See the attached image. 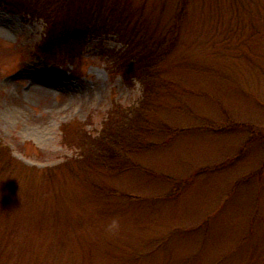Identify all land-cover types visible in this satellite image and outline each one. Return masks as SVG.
Returning a JSON list of instances; mask_svg holds the SVG:
<instances>
[{
  "label": "rangeland",
  "instance_id": "374dc122",
  "mask_svg": "<svg viewBox=\"0 0 264 264\" xmlns=\"http://www.w3.org/2000/svg\"><path fill=\"white\" fill-rule=\"evenodd\" d=\"M120 1L165 55L144 102L108 60L122 34L45 60L44 22L0 6V141L17 159L0 163V264H264V0ZM142 108L133 153L64 165L63 126L96 136Z\"/></svg>",
  "mask_w": 264,
  "mask_h": 264
},
{
  "label": "trees",
  "instance_id": "16d2710c",
  "mask_svg": "<svg viewBox=\"0 0 264 264\" xmlns=\"http://www.w3.org/2000/svg\"><path fill=\"white\" fill-rule=\"evenodd\" d=\"M0 6L12 14L44 22L45 38L37 54L45 60L74 65L90 37L122 34L127 38V46L122 50L108 51L109 62L125 79L141 85L144 94L141 102L153 95L158 77L155 68L160 66L165 55L159 54L150 40L139 39L136 28L131 30L128 27L132 14L122 8L120 0H0ZM143 109L137 112L136 119L126 109L122 114L114 110L96 136L83 126L75 129L72 124L63 126L65 145L74 150L72 158L64 165L68 166L72 160H90L102 162L104 167L109 162L115 166L117 162L114 160L122 153L126 156L134 152L136 132L141 129L137 121L142 122L140 118H145ZM16 162L10 149L0 141L2 169L7 170Z\"/></svg>",
  "mask_w": 264,
  "mask_h": 264
},
{
  "label": "clouds",
  "instance_id": "9594fccd",
  "mask_svg": "<svg viewBox=\"0 0 264 264\" xmlns=\"http://www.w3.org/2000/svg\"><path fill=\"white\" fill-rule=\"evenodd\" d=\"M120 221L118 218H113L111 223L108 225L110 231H116L119 229Z\"/></svg>",
  "mask_w": 264,
  "mask_h": 264
}]
</instances>
